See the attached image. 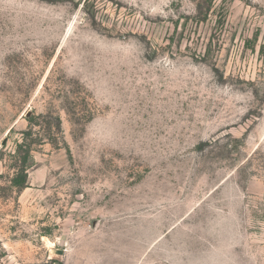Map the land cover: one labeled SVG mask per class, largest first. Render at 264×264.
I'll use <instances>...</instances> for the list:
<instances>
[{
  "label": "rangeland",
  "instance_id": "obj_1",
  "mask_svg": "<svg viewBox=\"0 0 264 264\" xmlns=\"http://www.w3.org/2000/svg\"><path fill=\"white\" fill-rule=\"evenodd\" d=\"M0 264H264V0H0Z\"/></svg>",
  "mask_w": 264,
  "mask_h": 264
},
{
  "label": "trees",
  "instance_id": "obj_2",
  "mask_svg": "<svg viewBox=\"0 0 264 264\" xmlns=\"http://www.w3.org/2000/svg\"><path fill=\"white\" fill-rule=\"evenodd\" d=\"M26 118L29 121L30 128L24 132L23 142L17 145L16 157L18 159V164L14 166L16 171L13 177H11L8 185L9 189H15L17 192L22 191L28 186V162L33 144L36 143V139L33 137V128L40 124L36 120L34 113L27 114Z\"/></svg>",
  "mask_w": 264,
  "mask_h": 264
}]
</instances>
